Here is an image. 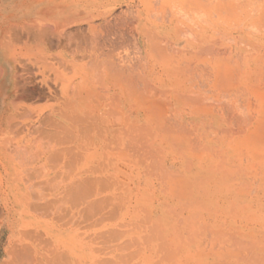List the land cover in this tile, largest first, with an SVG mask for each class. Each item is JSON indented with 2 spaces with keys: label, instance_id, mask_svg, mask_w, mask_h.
<instances>
[{
  "label": "rangeland",
  "instance_id": "obj_1",
  "mask_svg": "<svg viewBox=\"0 0 264 264\" xmlns=\"http://www.w3.org/2000/svg\"><path fill=\"white\" fill-rule=\"evenodd\" d=\"M38 1L39 0H0V44H1L0 45V71H1L0 72V103H2V105L4 103H6L5 102L6 99L4 98L5 95L3 94L4 93L3 74H4L6 68L9 69L11 67V68L17 69L18 71L19 70L21 71V66L22 67L24 66L27 69H29L30 72H36L37 73L40 70L47 77L46 78L47 81L42 82L41 81V73L39 71V73H37V76H35L33 78V80H34L33 82H35V86H37V89H40L41 92L43 93V95L45 94L43 99L41 98L38 101L35 100L36 102L34 101L33 103H32L33 100L32 101L27 100V102L25 101L26 103L24 102L25 105H24V103H22L23 105H18V107L13 106L14 108L13 107L11 108V105H8L5 107V109L0 110V171L2 170L0 172V178L4 177L3 178L4 180L2 182L0 181L1 182L0 187L1 186L4 187L7 184H10L13 186L14 183H16V179H13L16 174L13 175V173H17V172L18 173L21 172L20 174L17 173L18 179L21 178V179H23V182L24 181L28 182V180L30 178L28 177L29 175L27 172L31 170V171H34L37 173V174H35L36 178L34 177V179H31L35 182V184L37 182H39V183L41 182V184H45L44 186H46V184H47L46 181L49 182L48 183L49 185L47 184V186H49V187H47V189H45L46 187H43V188L41 187L39 189L41 192H43L47 196L49 195V193H50V196H53L55 193V195H54L55 197L56 196L58 197V195H59L62 198L64 196V195L62 196V194H63L62 190L64 188L63 185L65 184L66 181H69L71 178L73 179L77 175V173L74 174L68 168H65L68 165V162L70 160L69 157L72 155V154H69L68 152L66 153V149L69 148L70 146L73 147L74 145L71 142L64 141L63 140L64 139L63 134H61L60 136L59 135L53 136V133H54L52 131L53 128H50V127H52L51 126L52 121H50V120L53 119V116L51 115L52 111H50V109L53 107L51 109V110H53L56 107L57 101L55 99H52V98H54V97H51L52 94L49 95L48 87L52 91H54L55 93H58V88H57L58 86H55L53 83V81H54L52 78V75L54 77V74L52 73L53 70L51 71L47 68L41 69L40 68L41 65L39 66L38 63L36 62L37 60L35 58H37V55H36L35 50L33 48L35 42H33V44L31 45V44H29L30 42H28V43L26 42V41H28V39H29V41H31L30 38L26 39V37L24 35L19 37V35L15 34V32L19 33V31L21 30L20 28H17L16 26L19 27L21 25V27H22L23 23L26 24V22H28V21L31 22V21H33L34 18L39 17L40 14L38 12V4H37ZM54 1L59 2L60 0H53L52 2H54ZM69 1H73V0H69ZM74 1L79 3L77 5H80V7H78V6L75 7L78 10L76 9L77 11L73 14V17L75 18V20L73 21L74 23L72 24V22H70L71 25L65 27V29H64V31H66V33L70 34V36H71V37L69 36L71 48H73V46H75V43H77V45L78 44L80 45L79 49H77V50L75 49L76 51L68 50L66 52V54L64 53L66 55L67 59L69 60V70L68 71H69V74L71 76V79H73V76H74V78L78 77V75H77L78 70L74 71L72 69L71 65L77 66L78 62H80V63L82 62L81 64L84 65L83 69H85L88 72V71H91L93 69L94 59L92 57L94 56L95 59L97 57L95 55L96 53L92 52L90 50V43H92V42H90L91 36H90V31L87 32V30H86L87 29L86 26H87L88 22H90V21L92 22L94 20L95 23H100L103 20L105 21V19L106 20L112 19L111 21H113L112 24H114V26H112V24L107 26L105 24V25H100V27H99L100 38L98 37V45H99L100 50L103 51V54L98 56V59H97L98 62L99 61L101 62V60H103V61L107 60V59L109 60V58H110V60L117 61L116 63H118V66L119 65L120 66L125 65V64L127 66L129 65V67L131 68L130 72L132 71L134 73L132 75L137 76V77L139 76V78H141L145 82H147V83L149 82V84H150L149 87L152 90L165 89V91L166 92L168 91V93L171 91L173 93H175L177 95L176 98L181 105L182 111L187 112V113L194 112V111H196L198 113L200 112L198 118H195V120L198 119L200 121V125H199L200 130L202 132H204L203 134H207V136L210 135L209 137L216 140V142L210 143V145L211 144L213 145L212 147H210V150L213 147L218 148L219 145L221 146L219 149L222 151H221V153L219 151V155H222L223 158L220 159V157L218 156V152H217L219 149L218 150L216 149L217 150L216 151L217 153H215L216 154L215 155L216 162L219 163L220 165H223V163H224L223 161H225L224 158H229V157L235 156L236 154H237V156L241 155V160H242L241 164H239L238 161L235 164H238L237 167L238 168L241 167V169L244 170L243 175L240 178H238L240 181L236 182V179H234V183L235 182L236 183H235V185H232V187L234 186L233 188L237 187V183H238V187L240 186L239 188L237 187V189H234L237 194H233V189H232V187H230L231 186V183H230V184H228L229 186H227V184L226 185H224V184L220 185V186H222V188L220 189V192H217V193H220L223 197H221L220 195H218L217 197L215 196L216 198L212 197V196L210 197L209 196V193H210L209 188H212V187H211V185L209 186L208 184L203 183L201 185V189L199 190L200 195L196 196L194 194V196H193V195H191L192 191L190 192V190L192 189L191 183H189L190 181L185 182V183L182 182V183L178 184L175 180H173V175H171L170 173L169 174L166 173V170H171L170 166H168V169H166L165 167L162 166L163 161H166V159H169L172 156H174L176 158L175 155L182 154V152L181 153L179 152V150H180L179 147H178L179 150L175 146H173V148L172 147H170V148L166 147V148H164L165 150H161V151L157 152L152 157L151 156L148 157L146 155L147 156V158L145 157L146 163L147 164L150 163L149 166L154 164L152 167L153 168L156 167V169H153L154 174L152 176L153 179L150 180L151 185H154L155 183L158 184L159 180L157 179V177L161 176V175H165V179L163 182V189H162L164 192L162 191V194L165 195L167 193V198L165 197L163 199L162 198L160 199V201L162 200V202L165 200L164 205L162 206V209H161L162 213H160V215H159V213L156 214V217L159 215V217L161 216V219L160 220L159 219H156V220L153 219L152 222L149 223L150 225L148 224L149 226H151L152 229H154L153 232H155L154 233L155 235H152L153 234L151 231L152 229H150V228L148 230L146 229L148 227V225H145L144 227H142V225H141V227L144 229H142L141 227H139V229H136L137 226H135V224L137 222H139L140 224H144L145 222H147L146 219H148V216L146 215V211H144V210H141V212L139 211V212L131 214V215L126 214V213H121V214L117 215V217L115 216V219L118 220L117 222H119V223H117V225H115L117 228L115 226H113L112 229L110 228L108 230H105L104 228H102L101 224L94 226L93 225L94 223H91L90 220L93 218L92 215H95L94 216L95 219L97 218L98 215H96V212H93V214L89 213L88 216H90V218H89L90 220L88 219L89 222H88V231H87V259H89V260H87L86 264H91L92 262L95 264L96 263L99 264L102 261L104 263H101V264H110L111 262H112V264H116V263L117 264H136V263L147 264V263H145L146 261L147 262L151 261L148 264H154V262H156V259L161 260V262L160 261H158V262L162 263V264H165V260H166V264H168V263L170 264L171 262L173 263V260H174L173 264H194L195 262L200 260V258H201V261H203V262L198 261L199 264H219V262L221 264H230V262L228 260L230 259L231 263H232L233 261H236L235 258L237 256L239 257V259H237V261L240 262L241 264H244L245 258H247L246 259L247 262L245 264H247V263H249V264H264V252H263L264 251V232H263L264 231V224H263L264 223V22L260 23L259 26L258 25L254 26V25L248 24L249 25V26L247 25L248 27L246 25H239V26L236 25L237 26L236 27V26H234L235 24H228V23L223 22L221 19H219V16H221V11H223L225 0H213V1L212 0H188L189 3H191V4H189V7H192V8L186 7V8H188L186 11H183V9L180 8V0H74ZM226 1H232V0H226ZM249 1H252V0H249ZM249 1H248V3H249ZM262 1L263 0H258L259 7H260V4L262 3ZM221 2H223V3H221ZM256 2H257L256 0L252 2V4L254 3L253 6H255V7H253L252 5L250 6V4H248V3L246 4L247 6H245L246 9H249V11H247V12H249V13L251 12V15L254 13H256V14L258 13L257 12L258 9H256L258 6V3H256ZM172 4L175 6H178V7H175ZM248 5H249V8H248ZM254 8H255V10H254ZM262 9L264 11V8H261V9L259 8V14H257V16H259L260 19H262V18L264 19V17H263L264 15L262 16L263 12H261ZM251 10L254 12H252ZM104 16H105V18L102 20V18ZM187 17H189V18H187ZM122 19L123 20L125 19V20L122 22ZM138 19H140V20L138 21ZM126 20L128 22L129 21L131 22V24H132V25H130L131 27L139 24L137 27V31L136 30L134 31V29H136L134 27L129 28L130 22L128 23ZM211 20L213 22H211ZM201 21L204 23H202ZM209 21L213 24H211ZM262 21H264V20H262ZM124 22H126L129 27H126V24ZM216 22L217 23L219 22V23L217 24ZM136 23H138V24H136ZM9 25H12V26L10 27ZM138 34H139V38L137 37ZM13 39H15V41ZM20 39H21V41H20ZM3 41H4V43L7 41L6 43L10 44V46L7 47L8 49L5 48L6 43L4 45ZM138 41H139V43H138ZM31 43H32V41H31ZM26 44H29V45H26ZM158 45H160V46H158ZM2 46H4V47H2ZM27 46H30V47H27ZM28 48H30L29 52H28ZM32 48H33V50H32ZM81 48H82V50H81ZM31 51L35 53L34 56H33V53H30ZM58 51L59 50H53L52 52H50V58L51 59H49V60H52V58H53L52 61L54 63H56V59H54V58L60 54V53L56 54V52H58ZM13 52H15V53H13ZM59 52H61V51H59ZM53 53H54V55H52ZM10 56L13 57V62L10 63V67H9V65L7 64L6 58L10 59ZM15 56H18V57H15ZM74 56H76V57H74ZM12 57H11V59H12ZM30 58H32V60H30ZM74 59L75 60L77 59V60L73 61ZM191 59H193V60H191ZM28 60L32 61V62L30 63ZM97 60L95 61L96 63H97ZM179 60H180V63H179ZM124 61H126V62H124ZM32 63H34V64H32ZM35 64H36V66H35ZM78 66H79V64H78ZM230 69L233 70L235 73L237 71L241 72V74H239L237 72V75H235L234 72H232V71L231 72L234 75H231L230 72L226 73V71H229ZM76 72H77V74H75ZM238 74L241 75V80H240V77L238 76ZM196 76H198V77H196ZM49 78H50V80H49ZM180 78L182 79L181 82H179ZM48 80H49V82H48ZM232 80L234 82L235 81L238 82L240 84V87H241V88H239L241 93H239V91H238V93L240 95H236L237 93H234L237 97H235V95L233 94L232 88H235L239 84L236 85V83H233ZM186 81H187V83H188V81H192L190 86L189 87L187 86L188 88L185 86ZM232 83L234 84V85H232L233 87L230 85ZM136 84L139 88L143 87L142 83L139 84V80H137ZM167 84L172 86V89L167 90ZM226 84H227V86H226ZM192 85H194V86H192ZM97 88H99V87H97ZM228 88H231V90H229ZM236 88H238V87H236ZM99 89L98 90L95 89L94 91L99 92V94H100L101 87ZM226 89H228V90H226ZM233 90L237 92V90H235V89H233ZM224 92L227 94H224ZM229 94H230V97H229ZM231 97L233 98V100ZM156 98L162 104L163 110L166 111L169 109L170 104H171L170 101H169L170 103H168V100H170L169 96L167 99V97L164 94H160V96L158 95V96H156ZM189 100H193V102H192L193 106L192 107L188 106ZM228 100H229L230 104L227 103ZM178 101H177V103H178ZM30 102H31V104H33V106H30ZM235 102H237L238 104ZM27 104H29V105H27ZM225 104H226V106H224ZM164 105L165 106L167 105L168 107L167 106L165 107ZM237 107H238V109H236ZM16 108H18V109H16ZM34 108H37V109H34ZM26 109L28 111H26ZM22 111H23V113H22ZM48 111H50L51 113ZM229 111L231 112L232 116L235 115L236 118L237 119L240 118V120L238 119L239 120L238 122L236 120L235 121L236 123H235L233 121L235 118L232 116H229V114H230ZM235 111H236V113H235ZM33 112H34V114H33ZM20 113H22L23 115ZM240 113H242V114H240ZM42 115H43V117H42ZM46 115H48V116L44 117ZM29 116H31V117H29ZM178 116H180V115H178ZM178 116H176L175 119H171L175 122V124L170 126V128L172 129L171 131L173 132L171 134V135H173L172 136L173 138L178 137V136H183L182 134L189 133V127L187 126V124L184 121L179 122L180 118ZM187 116H186V118H189ZM226 116L228 119H230V118L231 119L230 120L226 119ZM8 117L11 121L8 119ZM205 117L208 120V122L205 120ZM223 117L226 120H224ZM246 117H247V119H246ZM6 118H7V120H6ZM43 118L45 119L44 121H43ZM48 118H49V120H48ZM38 119H40L41 122ZM169 121L170 120L167 121L168 123L166 122L167 123L166 125L169 124ZM221 121H224L225 123H226V121H229V122L226 123V125L222 126L220 124ZM9 122H11V123H9ZM229 123H231V125ZM209 124H211L212 126ZM35 125L37 126V128ZM215 125H221L222 128H221V126H220V128L223 130L225 128H228L229 130L227 131V133H225V131L227 129L224 132L216 131V134H215L214 131H212L214 129L213 126H215ZM240 125H241V128H239ZM146 126H145L146 130L150 129L149 131H147L148 133H150V136H157V135L159 136V133L156 131V129H159V127H157L156 124L148 125L149 128H148V126L147 127ZM229 126H231V127H229ZM165 127H167V126H165ZM232 127H234V128H232ZM144 133H145V131H142L141 135L143 136ZM148 133L147 134L145 133V137L149 136ZM151 133H152V135H151ZM195 140H196V138H195ZM32 142H33V144H32ZM37 142L38 143L40 142V144H38ZM195 142L196 141H194L193 144H195L196 148H198L201 144L197 145L198 142L197 143H195ZM27 143H28V145H27ZM62 144H64V146ZM16 146H18L19 148H17ZM33 146H34V148H33ZM35 146H37V147L35 148ZM201 147H202V151L207 152L208 148L205 149L204 144L199 147L200 150H201ZM55 148H58V149H55ZM240 148H242V149H240ZM47 149H49L50 151ZM32 150H33V153H32ZM42 150H45V151H42ZM75 151H76V148H73V152H75ZM212 151H211V153L213 154L214 152H212ZM223 151H224V153H223ZM238 151H240V152H238ZM27 152L29 153L28 156L26 155ZM200 153H202V152H200ZM7 154H9V155H7ZM8 159H11L10 162H12L14 164L13 167H11V166H8V168L6 167ZM16 160H17V162H16ZM219 160H222V161L220 162ZM185 161H189V160L186 159ZM2 162H3V164L1 166ZM151 162H152V164H151ZM136 164H138V163H136ZM35 167H37V168H35ZM138 169H139L138 165L133 166V169L131 170V174H132L133 178H134L135 172H137ZM221 169L223 170V168H221ZM221 169H219V170H221ZM14 170H16V171L14 172ZM78 170H79V168H78ZM186 174H188V172ZM155 176H157V177H155ZM11 177H13L12 180H11ZM61 179L65 180V181L63 180L64 181L63 184H62L63 181L60 182ZM254 179H255V181H254ZM256 179H258V180L256 181ZM110 180H112V179H110ZM252 180H253V183H252ZM234 183H232V184H234ZM98 185L99 184H97L96 186L98 187ZM179 185H181L180 186L181 188L184 186L182 188V190L179 187ZM186 185H188V187ZM245 185H247V186H245ZM255 185L257 186V188H255L256 187ZM52 186H53V188H55L54 191H52L53 190ZM101 187L102 186L100 185V188ZM224 187H226V188L224 189ZM230 188L232 189V191L229 190ZM184 189H185V193H190V194H187V195H189V198L187 195H186V198H177V199L175 197H173V195H172V197L170 196V194L173 190L174 191L177 190L179 192V190L184 191ZM203 189L205 190V192ZM48 190H50L51 192ZM57 190L60 192L62 191V192L61 193L57 192ZM100 190H102V189H99L97 191L100 192ZM228 191H231L232 195H234V196L229 197L226 195L227 197H225V192L227 194ZM119 192H121V194ZM101 193L103 195L104 191H102ZM117 193H119L120 196H123V194H126V195L128 194L124 191H118ZM231 193H228V194L231 195ZM249 194H251V196ZM252 194L254 195V199L257 203L255 201H253L254 199H253ZM243 195H245V196H243ZM247 195L249 197H247ZM257 195H259V196H257ZM195 196L197 198H195ZM237 198H239V199H237ZM194 199H195L196 203L193 202ZM1 201L2 200H0V203H1ZM229 201H232V202L229 203ZM252 201L255 203H253ZM144 202L143 203L139 202V206H141L142 208H145V210L148 207L151 209L153 205L155 207L157 205V202L155 200L152 203L153 205L151 204L152 206L149 203H148V205H146L147 202L146 203H144ZM191 202H193V203H191ZM244 202H245V204H244ZM184 203L188 204L187 207L185 206ZM189 203H191V204H189ZM169 204L174 208L170 207ZM199 204H202V206H200ZM227 204L229 207H233V208H230L231 209L230 210L229 207L227 206ZM230 204L232 206H230ZM242 204H244V205L242 206ZM189 206H190V208H189ZM250 206L252 209H250ZM59 207L60 206H58L57 210L64 208L63 206H61L60 208ZM159 207H161V206L159 205ZM179 207L181 209L185 207L184 208L185 210L184 209L180 210ZM194 207H197L198 209H200L198 211L196 210L197 212L200 213V215H199L200 217L198 216L199 218L197 217L198 213L195 211V213H197L195 215V213L193 212L195 209H197ZM188 208H189V211H188ZM150 209H148L147 211H150ZM165 210H168V211H165ZM210 210H212V212L214 211L213 212L214 216H212V217H211L212 213L209 214ZM173 211L175 212V214H177V216L173 215L174 213L172 214ZM176 211H177V213H176ZM178 211H181V212L178 213ZM190 211H192V212H190ZM189 212L191 213V215L194 213L195 217L200 219V222L197 218H191V215H189V218H188L187 215ZM230 212L233 214H231ZM239 212H240V216H239ZM225 213H226V215H225ZM242 213H243L244 217H242L243 215L241 216ZM0 214H1V210H0ZM237 214H238V216H237ZM254 214H256V215H254ZM194 215H192V216L194 217ZM201 215H203V216L201 217ZM215 215H217L220 218L221 217H223V218L219 219ZM184 216H185V218L187 217L188 219H185ZM224 216H226V218ZM234 216L237 218H235ZM206 217H207V220H206ZM208 217H210V218H208ZM149 218H153V217L149 216ZM256 218H258L259 220ZM209 219L212 221H210ZM116 220H115V222H116ZM194 220H197V223ZM217 220H219V221H217ZM225 220H226V222L224 223ZM92 221L94 222V220H92ZM126 222H128V223L130 222L131 225H132V222L135 224H133L132 229H130L131 225H129V224L127 226L124 225V223H126ZM192 222H194L193 225H192ZM201 222H204L205 226H208L207 224H209V226L210 225L211 226L209 228L206 227L207 228L206 230L203 228L205 230L204 231L202 229V227H200V226L204 227V223H201ZM217 222H221V223H217ZM160 223H162V224H160ZM187 223H188V226H187ZM199 223H201V224H199ZM231 223L233 225H231ZM119 224H120V226H119ZM262 224H263V227L261 226ZM122 225H124V227ZM221 225H223L224 228H222ZM232 226H233V229H232ZM239 226H240V228H237ZM219 227H221L222 229H225V230H223L224 232L220 233L222 231V229ZM166 228H167V230H166ZM210 228L211 229L215 228L216 230L219 228V230H221V231L218 230L220 234L219 235H218V233L213 234L215 231L212 232L211 230H208ZM101 229L103 230V232L101 231ZM114 229H116V230H114ZM117 229L119 230L118 232H117ZM125 229H126V231H125ZM155 229H156V231H155ZM199 229L203 230L202 232L204 234H207V235H205L206 237L207 236L213 237L215 235L214 237L217 238V239H215L216 242L213 243V244H215V243L217 244V245H214L215 249H214V247L212 249H210V248L208 249V247H212V245H213L212 242L214 241V237L213 238L203 237L204 234L203 233L199 234V232H201ZM227 229H228V231H227L228 233L230 231L231 236H232V234L233 235L235 234V238L239 239V241L243 243L242 247H243L244 251H243V249L241 250V249L236 248L238 246L237 244H235L236 247L233 246L234 243H238L240 245L238 240L233 243L232 238H230V236L229 237L227 236L228 239H225L226 235H228V233L226 232ZM237 229H239V230H237ZM246 229H247V231H246ZM250 229L252 230V233H251ZM232 230H233V233H232ZM240 230H241L240 234L243 237L240 236L239 233L234 232V231H240ZM111 231H114L115 233H110ZM161 231H162V233H160ZM192 231H194V232H192ZM209 231H211V232H209ZM253 231H254V233H253ZM101 232L102 233L105 232L107 234H110L111 237L109 236V239L104 238V237H106V234L104 233L102 235ZM185 232L188 234H186ZM117 233L122 234V235H119ZM194 233L197 235H195ZM146 234H147V236H145ZM149 234L151 235V237ZM157 234H159L158 236H161L164 239L163 242H167L169 246H167L166 243H163L162 239L156 236ZM161 234H163V235H161ZM248 234H250L251 237H253V235H254V237L255 236L256 237L253 238V240H252V238L250 236L247 237ZM148 235L150 238L148 237ZM95 236L98 237V239ZM119 236H121V237H119ZM152 236H154V238ZM94 237H95V239H94ZM144 237L145 238L147 237V239L149 238L148 241L146 240L147 242L145 241ZM99 238L101 239V241H99L100 240ZM111 238H112V240L115 238L114 239L115 241L111 240L112 243L109 242V240ZM131 238H135L137 240L135 241L133 239V241H132ZM167 238H169L170 240ZM190 238H192V239L190 240ZM203 238H204V240H203ZM218 238L219 239L222 238V239L219 240ZM257 238H259V239L257 240ZM207 239H208V241H207ZM223 239H225L224 240L225 242L227 240L226 247L224 246L225 243L223 242ZM247 239L248 240L251 239L252 241H255V243H257L256 249H255V246L251 247L252 245H254L253 244L254 242L251 245V244H249L251 242V240H249V242H247ZM106 240H108V241H106ZM245 240H246V243L249 244V247L246 246V247H248V250L252 248V251H253V248H254L255 251L252 252L253 254H256L257 250H258L257 255H255L254 257H252L253 254L249 253L250 250L248 252L245 250V247H244ZM137 241H139V243H138L139 247L137 245ZM160 241L166 247H168V249L166 248L167 250L165 248H162V247H161L162 249L157 248L158 244L161 245ZM209 241L210 242L212 241V242L210 243ZM142 242H144V243H142ZM120 243L122 244L121 245L122 248L119 247V249H121V250L116 249ZM145 243L147 244L146 246H145ZM175 243L177 245V251L179 250L180 252L178 251L179 253L172 254V253L176 252L175 251L176 250L175 249V247H176ZM206 243L208 245L206 247L207 249L205 248L206 245H203ZM219 243H221L223 246ZM230 243H232V244H230ZM163 244L161 246H163ZM123 245H126L127 247L129 246V248L126 249L127 247H125ZM230 245H232V246H230ZM171 246H173V247H171ZM217 246H219V247L217 248ZM220 247H223V249L222 248L220 249ZM169 248H172V250H174V252L168 253L171 250V249L169 250ZM224 248H225V250H224ZM237 249H238V252L240 250L242 251V255L238 254V252L236 251ZM207 250H208V252L205 253ZM160 251L162 253H166V252L167 253L161 254ZM202 251H204V252H202ZM217 251L220 252L219 253L220 255H218ZM245 251H246V253H249V254H246ZM124 252L125 253L127 252V254L130 257L126 256L127 254H125ZM228 252H229V254H228ZM243 252H244V255H243ZM117 253H118V256L116 257ZM155 253L158 255V258H157V255H155ZM185 253H186V255H184ZM211 253H213L214 255ZM119 254H120V256H119ZM159 254L163 255V256H160ZM178 254H180L179 259H178ZM182 255H184V256H182ZM207 255L210 257V259ZM212 255H213V257H212ZM245 255L246 256L248 255V257H246ZM250 255L252 258H250ZM225 256L228 258L230 256V258L229 259L227 258L228 260H226V259H224V258H226ZM231 256H233V257H231ZM244 256H245V258H244ZM100 257L102 259H100ZM118 257L121 259H119ZM189 257H190V259H189ZM198 257H199V259H198ZM170 258L172 261H170ZM175 258H176V260H175ZM187 258H188V260H187ZM204 258H205V260H204ZM103 259L105 261L107 260L110 262L105 263V261ZM241 259H242V261L243 260L244 261L242 262ZM167 260H169L170 262L169 261L167 262ZM190 260H193V261H191L192 263H188V261H190ZM162 261H164V262H162ZM238 262L237 263L233 262V263L240 264ZM159 263H157V264H159ZM198 263H195V264H198Z\"/></svg>",
  "mask_w": 264,
  "mask_h": 264
},
{
  "label": "bare ground",
  "instance_id": "obj_2",
  "mask_svg": "<svg viewBox=\"0 0 264 264\" xmlns=\"http://www.w3.org/2000/svg\"><path fill=\"white\" fill-rule=\"evenodd\" d=\"M52 1L53 0H42V1L39 0L37 2V4H38V12L40 14L39 17L34 18L33 21H31V22H29V21L26 22L25 21L26 24L25 23H23V24L21 23L22 24V27H21V25L18 27V26H16L14 24L17 28H20L21 29L19 31V33L15 32V34L16 35H19V37L24 35L26 37V39L30 38V40L32 41V43H31V41H29V39L26 42L27 43L30 42L29 44H31V45L33 44V42H35L33 48H34L35 53L37 55V58H35L37 60L36 62L38 63L39 66L41 65L40 66L41 69L42 68L43 69L47 68V69H49L51 71L53 70L52 71V73L54 74V77L52 75V78L54 80L53 83H54L55 86H58L57 87L58 88V93H55L54 91H52L47 86L48 87V91H49V95L52 94L51 97H54L52 99H55L57 101V105L55 107L56 109L54 108L55 110L53 109L54 110L53 111V110H51L53 108L52 107L51 109L49 108L50 111H52V113L50 111H48L53 116V119L50 120V121H52L51 122V126L52 127H50V128H53L52 129V131L54 132L53 133V136L54 135H59L60 136L61 134H63V136H64V139L63 140L66 141V142H71L74 145L73 147L70 146L67 149L65 148L66 149V153L68 152L69 154H72V156H74V157L76 156V159L77 158L79 159V158L82 157L81 158L82 160L80 159L82 162L80 161L81 163L78 166L79 170H78V172H76L77 175L73 178V181H71L72 179L69 180L68 181V185L66 184V186H65V184H64L63 187L65 186V188H66L67 186H70L71 185L70 188L72 187L71 188L72 190H70L71 192H69V197L72 194L71 197L73 199H75L74 197H76V195H75L76 192L75 191H74V195H73V190H74L73 188H75V187H77L78 190H80V189L82 190L81 191V194L86 193L85 194L86 200H84V202H86L85 204L87 206V212H86L87 215L89 213L93 214V212H96V215H98L96 219L94 218L95 215H92L93 218L91 220L89 219L90 216H86V219L88 218L91 221V223H94L93 224L94 226L101 224L102 228H104L105 230H108L110 228L112 229L113 226H115V225H117V223H119V222H117L118 220L115 219V216L117 217V215H119L121 213H126V214H130L131 215V214L137 213L139 211L141 212V210L146 211V215L148 216V219H146L147 222H145L144 224H140L139 222H137L135 224V223L132 222V225L135 224V226H137L136 229H139V227H141V225H142V227H144L145 225H148L150 222H152L153 219H155V220L156 219H159L160 220L161 219V216L159 217V215H160V213H162V210L161 209H162V206L164 205V201H165L164 200L162 202V200L160 201V199L161 198L163 199L165 197L167 198V193L165 195L162 194V191H163L162 190L163 189V182H164V179H165V175H161V176H158V177L155 176L159 180L158 181V184L155 183L154 185H151L150 180L153 179V177H152L153 174H154L153 173V169H156V167L155 168L152 167L154 164L151 165V166H149L150 163L147 164L145 160H146L147 156L148 157L149 156L152 157L157 152H159L161 150H165L164 148H166V147L167 148L168 147L169 148L170 147L173 148V146H175L177 149L179 147L180 150L179 149L178 150H179L180 153L182 152V154L175 155L176 158L174 156H172L171 158L166 159V161H163V165L162 166L165 167L166 169H168V166H170L171 170H166V173L167 174L170 173L171 175H173V180H175L178 184L179 183H182V182L185 183V182L190 181L189 183H191V186H192V187L190 186L192 188L190 190V192L192 191L191 192V195H193V196H194V194L196 196H199L200 195V191L199 190L201 189V185L203 183H205V184H208L209 186L211 185V187H212V188H209L210 189L209 190V192H210L209 193V196L210 197L211 196L212 197H215V196L217 197L218 195H220L221 197H223L220 193H217V192H220V189L222 188V186H220V185H222V184L226 185L227 184V186H229L228 184L231 183V186L230 187H232V185H235L236 182L240 181L238 178H240L243 175V171L244 170L241 169V167L238 168L237 167L238 164H235V163L238 161L239 164H241V162H242L241 155H239L240 156L239 157L236 154L235 155L236 157L235 156H232V157H229V158H224L225 161H223L224 163L222 162L223 165H220L219 163L216 162V160H215V158H216L215 155L216 154L215 153L218 152V156L220 157V159L223 158L222 155H219V151H220V153L222 151V150L219 149L221 146L219 145L218 148L213 147L210 150V147L213 146L212 144L210 145V143H212V142L214 143V142H216V140H214L213 138L209 137L210 135L207 136V134H203L204 132H202L200 130V128H199L200 123L198 124V122H200V121L197 122L196 120H198V119L195 120V118H198L200 112L198 113V112L194 111V112L187 113V112L182 111L181 110V105H180L179 101L177 100V98H176L177 95L175 93H173L172 91L168 93V91L166 92L165 89H162L163 91L160 90V89L159 90H152L149 87V85H150L149 82L148 83L145 82L144 80H142L141 78H139V76L137 77V76L132 75L134 73L132 71H131L132 73L130 72L131 68L129 67V65L127 66L125 64V65H121V66L119 65L118 66V63H116L117 61L110 60V58H109V60L108 59L107 60H104V61L101 60V62L100 61L98 62V60H97L98 59V56H100V55L103 54V51L100 50L99 45H98V37L100 38V36H99V33H100L99 27H100V25H105V24L107 26L111 25L113 23V21H111L112 19L111 20H106L105 19V21H104L103 20L105 18V16H104L102 18L103 21L100 22V23H95L94 20L92 22L91 21L88 22V24L86 26L87 27L86 30H87V32L90 31V36H91L90 37V42H92V43H90V50L92 52H95L96 54L95 53L94 54L97 57H96V59L94 58V56L92 57L94 59V61H93V69L91 71H88V72L85 69H83V66L84 65L81 64L82 62L80 63V62L77 61L78 64H79V66H78V64H77V66H73V65L70 64L71 67H72V69L74 71L75 70L76 71L78 70V74H77V72L75 73V74L78 75V77H75L74 78V76H73V79H71V76H70L69 71H68L69 70V60L67 59V57H66L65 54H66V52L68 50H70V51H72V50L73 51H76L77 49L80 48V45L79 44L77 45V43H75V46H73V48H71V43L69 41L70 40V38H69L70 34H67L66 31H64V29H65V27L71 25L70 22H72V24L74 23L73 21L75 20V18L73 17V14L78 10L75 7H77V6L80 7V5H77L79 3L75 2L74 0L73 1L60 0L59 2H57V1L52 2ZM234 1L235 0H232V1H226L225 0L224 7L222 6L223 7V11H221V16H219V19H221L223 22L228 23V24H235L234 26H236V25H238V26L239 25H246L247 26L248 24L254 25V26L255 25H258L259 26L260 23H263L264 22V21H262V20H264L263 18L260 19L259 16H257V14H259V8L260 9L261 8H264V0L260 4V7H259L258 0H256L257 1L256 3H258V6L256 8V9H258V11H257L258 13L257 14L254 13L252 15H251V12L250 13L247 12V11H249V9H246V7H245V6H247L246 4L248 3L249 0H236L235 2ZM253 1H255V0L249 1L248 4H250V6L251 5L253 6V4H254V3L252 4ZM221 3H223V2H221ZM189 4H191V3H189L188 0H180V8H182L183 11H186L188 9L186 7H189ZM173 6H175V5H173ZM175 7H178V6H175ZM253 7H255V6H253ZM189 8H192V7H189ZM248 8H249V5H248ZM254 10H255V8H254ZM252 12H254V11H252ZM261 12L264 13L263 9H262ZM263 13H262V16L264 15ZM187 18H189V17H187ZM124 20L122 19V22ZM139 20L140 19H138V21ZM211 22H213V21L211 20ZM124 23L126 24V27H129L130 25H132L131 22H130L129 26H128V24L126 22H124ZM202 23H204V22H202ZM136 24H138V23H136ZM211 24H213V23H211ZM138 25H134L133 26L134 28H136V29H134V31L135 30L137 31ZM9 26L11 27L12 25H9ZM112 26H114V24H112ZM133 27L130 26L129 28H133ZM137 37L139 38V34H138ZM13 40L15 41V39H13ZM20 41H21V39H20ZM139 41H138V43H139ZM3 43H4V41H3ZM5 43H4V45H5ZM29 44H26V45H29ZM8 46H10V44L9 43H6L5 48H7ZM158 46H160V45H158ZM2 47H4V46H2ZM27 47H30V46H27ZM33 48H32V50H33ZM29 50H30V48H28V52H29ZM53 50H59V51H61V52H59V51L56 52V54H59L60 53L59 55H57V57L54 58V59H56V63H54L52 61L53 58H52V60H49V59H51L50 58V52H52ZM81 50H82V48H81ZM15 52H13V53H15ZM30 53H33V56L35 55V53L32 52V51ZM52 55H54V53ZM11 57L12 56H10V59L9 58L8 59L6 58V61H7V64L9 65V67H10V63L13 62V57H12V59H11ZM15 57H18V56H15ZM74 57H76V56H74ZM30 60H32V58H30ZM76 60L74 59L73 61H76ZM96 60H97V63L95 62ZM191 60H193V59H191ZM29 62L31 63L32 61H29ZM124 62H126V61H124ZM34 63H32V64H34ZM179 63H180V60H179ZM35 66H36V64H35ZM39 71L37 73H39ZM231 71L234 72L233 70L230 69L229 71H226V73H229L230 72L231 75H234V74L237 75V72H238L237 70H236L237 72L236 73L234 72V74ZM37 73L36 72H30L29 69H27L24 66L23 67L21 66V71L20 70L18 71L17 69H14V68H11V67L9 69H7V68L5 69V72L3 74V79H4V82H3L4 93L3 94L5 95L4 98L6 99V101H5L6 103H4L5 107L8 106V105H11V108L13 106L18 107V105H23L22 103H24L25 101L27 102V100H29V101H32L33 100L32 101V103H33L35 100L38 101L41 98L43 99V97H44L45 94L43 95V93L41 92V90L40 89H37V86H35V82H33L34 81L33 78L35 76H37ZM40 73H41V81L42 82L47 81L46 80L47 77L43 74V72L40 71ZM238 73L241 74V72H238ZM239 74H238V76L240 77V80H241V75H239ZM49 80H50V78H49ZM49 80H48V82H49ZM137 80H139V84L142 83V85H143L142 88H139L137 86V84H136L137 83ZM233 83H236V85L239 84L236 81L235 82L233 81ZM233 83L230 84V85L231 86L234 85ZM226 86H227V84H226ZM97 87H99V88L101 87L100 94H99V92L94 91L95 89H97V90L99 89ZM236 87H238V88H236ZM236 87L235 88H232L233 94L234 93H237L236 95H240L239 94V93H241L240 92V89H239V88H241L240 87V84L237 85ZM231 88H228V89L231 90ZM228 89H226V90H228ZM233 89L237 90V92L234 91ZM238 91H239V93H238ZM225 92H224V94H227ZM160 94H164L167 97V99H168V96H169V99L170 100H168V103L171 102V104H170V107L171 108L170 107H169V109L167 108L168 110H166V111L163 110L162 104L156 98V96H158V95L160 96ZM236 95H235V97H237ZM229 97H230V94H229ZM232 100H233V98H232ZM177 101H178V103H177ZM25 103H24V105H25ZM227 103L230 104L229 100H228ZM235 103H237V102H235ZM27 105H29V104H27ZM30 106H33V104H31V102H30ZM224 106H226V104ZM16 109H18V108H16ZM34 109H37V108H34ZM236 109H238V107ZM26 111H28V110L26 109ZM22 113H23V111H22ZM22 113H20V114H22ZM229 113L231 114L230 111H229ZM235 113H236V111H235ZM33 114H34V112H33ZM230 114H229V116H232V114L231 115ZM240 114H242V113H240ZM178 115H180V116H178ZM47 116L48 115H46L44 117H47ZM176 116H178L180 118V121L179 122L184 121L187 124V126L189 127V133L182 134L183 136H178V137H174L173 138L172 137L173 135H171L173 133L171 131L172 129L170 128L169 125H166V124L168 123L167 122L168 120L175 119ZM186 116L189 117V118H186ZM29 117H31V116H29ZM42 117H43V115H42ZM232 117L235 118V119L233 118L234 120L232 119L234 122L236 120H237V122L240 120V118H238L239 119L238 120L235 115L232 116ZM8 119H9V117H8ZM226 119H228L227 116H226ZM226 119L224 118V120H226ZM230 119H228V120H230ZM246 119H247V117H246ZM6 120H7V118H6ZM38 120L41 122L40 119H38ZM44 120L45 119L43 118V121ZM48 120H49V118H48ZM205 120L208 122V120L206 119V117H205ZM228 122L229 121H226V123H228ZM9 123H11V122H9ZM169 123H170V121H169ZM226 123L224 121H221L220 122V124L222 126L223 125H226ZM154 124H156L157 127H159V129H156V131L159 133V136L158 135L157 136H150V133L147 132L150 129L149 130H146V128H145L146 125L148 126V125H154ZM229 124L231 125V123H229ZM209 125H211V124H209ZM221 125H215V126H213L214 129L212 131H214V133L216 134V131L224 132L227 129L225 131V133H227V131L229 129L228 128H225L223 130V129H221L222 128ZM165 126H167V127H165ZM220 126H221V128H220ZM229 127H231V126H229ZM36 128H37V126H36ZM148 128H149V126H148ZM232 128H234V127H232ZM239 128H241V125H240ZM142 131H145L146 134L148 133L149 136L148 137H145V133L142 136L141 135ZM151 135H152V133H151ZM195 138H196V140H195ZM194 141H196L195 143H197V142L199 143V144L197 143V145H200V144L203 145L204 144V148L205 149L208 148L207 149V152L202 151V147H201V150H200L199 147L201 145L199 147L197 146L198 148H196L195 144H193ZM32 144H33V142H32ZM38 144H40V142ZM27 145H28V143H27ZM62 145L64 146V144H62ZM18 146H16V147L19 148ZM36 147L37 146H35V148ZM33 148H34V146H33ZM73 148H76V151L75 152H73ZM55 149H58V148H55ZM216 149L217 150L219 149V150L217 151ZM240 149H242V148H240ZM47 150H49V149H47ZM42 151H45V150H42ZM211 151L214 152L213 153L214 155L211 153ZM200 152H202V153H200ZM238 152H240V151H238ZM32 153H33V150H32ZM223 153H224V151H223ZM28 154L29 153L27 152L26 155L28 156ZM7 155H9V154H7ZM186 159L189 160V161H185ZM222 160H219V161L221 162ZM136 163H138V164H136ZM2 164H3V162L1 163V166H2ZM151 164H152V162H151ZM134 165H138L139 166V169H138L137 172H135L134 178H133L132 177V174H131V170L133 169V166ZM35 168H37V167H35ZM221 168H223V170ZM219 169H221L222 171L219 170ZM15 171L16 170H14V172ZM187 172H188V174H186ZM17 173H13V175L16 174L15 175L16 178L15 177L14 178L11 177V180H12V178L13 179H16V183H14L13 186L10 185V184H7L4 187H2V186L0 187V200H4L6 202L7 199H13L15 205H13L11 207L14 208V209H19V212H17V210L16 211L14 210V211L17 212V213H19V215H20V217L17 219V220H19V227H18L17 231H15L16 234L10 239L11 241H9V247L8 248L6 247L7 249H5L4 254H3L4 258H3L2 261H0V264H70V262L68 260L69 257L67 256V254L65 256V251L66 250L65 251L63 250L67 246L64 247V244H62V243H59V244L56 243V240H55V237H54V233L52 232V230L54 228L53 226H55V224L57 222H59V225H60L61 228L63 227L62 229L65 228V225L66 224L72 223L70 220H68L69 219L68 217H67L68 219L66 218V216H67L66 214H64V213L61 214V212H62L61 209L59 210L61 212H57L56 211L57 208H58V206L61 207V204H60L61 203V200H64V199H61V196H59L58 194H57L58 197L57 196L55 197L54 196L55 193H54V195H53L54 197H53V196H50V193L47 196L43 192H41L39 189L41 187L42 188L43 187H46L45 189H47V187H49V186H47V184L49 182L46 181L47 182L46 186H44L45 184H41V182L40 183L37 182L35 184V182L33 180H31V179H34L35 174H37L36 172L31 171V170L27 172L28 175H29L28 177L30 178L28 180V182L27 181H24L23 182V179H21V178L18 179L17 178L18 177L17 176ZM20 173L21 172H19L18 174H20ZM110 179H112V180H110ZM234 179H236V182L235 183H234ZM63 180L64 179H61L60 182L63 181ZM257 180L258 179H256V181ZM64 181L62 182V184L64 183ZM254 181H255V179H254ZM81 183L84 184V186H81L83 189L79 186V185H81ZM232 183H234V184H232ZM252 183H253V180H252ZM97 184H99L98 187L96 186ZM100 185L102 186L101 188H100ZM180 186L181 185H179V187ZM186 186L188 187V185H186ZM245 186H247V185H245ZM84 187H86V189ZM233 187H232L233 194H237L234 189H237L238 183H237V187H235V188H233ZM52 188H53V186H52ZM98 188L99 189H102V190H100V192H99V191H97V190H99ZM182 188H181V190H182ZM225 188L226 187H224V189ZM255 188H257V186ZM54 189L55 188H53L52 191H54ZM67 189H68V187H67ZM84 189L86 190V192L83 193ZM232 189L230 188L229 190L232 191ZM181 190H179V192L177 190H175L176 192L173 190L171 192L170 196L172 197V195H173V197H175L177 199V198H186V195L187 194H190V193H185V189H184V191H181ZM48 191H50V190H48ZM62 191H63L62 196L63 195L65 196L67 193L64 194V192H66V191H64V188H63ZM102 191H104V194L103 195L101 193ZM118 191H124V192H126L128 194L127 195L126 194H123V196H120L121 192H119L120 193L119 194V193H117ZM231 191H228V193H231ZM57 192H60V191L57 190ZM204 192H205V190H204ZM228 193L226 194V192H225V197H227V196L233 197L234 196V195H232V193H231V195H229ZM249 195L251 196V194H249ZM66 196H68V194ZM187 196L189 198V195H187ZM196 196H195V198H197ZM243 196H245V195H243ZM257 196H259V195H257ZM71 197L68 198V200L71 199L73 201V203H75L74 201L77 200V199L73 200ZM247 197H249V196L247 195ZM59 199H61L60 202H59ZM237 199H239V198H237ZM253 199H254V195H253ZM56 200H58L57 201L58 203L56 202ZM68 200H66V201H68ZM154 200L157 202L156 207L152 204L154 202ZM253 201H255V199ZM139 202H142V203L143 202L144 203L147 202L146 205H148V203H149L150 205L152 204L153 206L151 205L152 206L151 209L148 207L145 210V208H142L141 206H139ZM193 202L196 203L195 199L193 200ZM193 202H191V203H193ZM231 202L232 201H229V203H231ZM255 202H253V203H255ZM56 203L58 204V205H56L57 207L55 206ZM64 203H66V202H63L62 201V204H64ZM191 203H189V204H191ZM70 204H72L71 201H70ZM77 204H74V205H76V207H77L78 206ZM244 204H245V202H244ZM244 204H242V206ZM10 205H9V207H10ZM159 205L161 207H159ZM187 205L188 204H185L186 207H187ZM199 205L202 206V204H199ZM4 206H5V204H4ZM169 206L172 207L170 204H169ZM227 206H228V204H227ZM230 206H232V205L230 204ZM81 207L82 206L80 205V208H78V210L81 212V214H82V212L84 214H86ZM172 208H174V207H172ZM184 208H182V209H184ZM189 208H190V206H189ZM189 208H188V211H189ZM194 208H197V207H194ZM230 208H233V207H229V209ZM148 209H150V211H147ZM182 209L180 208V210H182ZM250 209H252L251 206H250ZM196 210L198 211L200 209L197 208L193 212L195 213ZM165 211H168V210H165ZM80 212H79V215H80ZM180 212L181 211H178V213H180ZM190 212H192V211H190ZM190 212L187 215L188 218H189V215H191ZM213 212H212V210H210V213L209 214L212 213L211 217L214 216L213 215ZM157 213H159V215L156 217V214ZM176 213H177V211H176ZM194 213L192 215H194ZM197 213H198V215H197V217H198L200 215V213L199 212H197ZM197 213H195V215ZM172 214L177 216V214H175L174 211L172 212ZM231 214H233V213H231ZM56 215H58V216H56ZM192 215H191V218H197V217H195V215H194V217ZM203 215H201V217ZM225 215H226V213H225ZM242 215H243V213L241 214V216ZM254 215H256V214H254ZM81 216L82 215H80V218H81ZM149 216H151L153 218H149ZM215 216H217V215H215ZM237 216H238V214H237ZM239 216H240V212H239ZM58 217H60V218H58ZM187 217L185 218V216H184L185 219H188ZM224 217L226 218V216H224ZM242 217H244V215ZM82 218H84V215L82 216ZM208 218H210V217H208ZM218 218L221 219L223 217H221V218L218 217ZM235 218H237V217H235ZM88 219H87V221H88ZM256 219H258V218H256ZM66 220H68L69 222L67 221V223H66ZM92 220H94V222ZM115 220H116V222H115ZM198 220L200 222V219H198ZM206 220H207V217H206ZM81 221L83 222V221H85V219L84 220L82 219ZM194 221H196V223H197V220H194ZM210 221H212V220H210ZM217 221H219V220H217ZM204 222H201V223H204ZM225 222H226V220L224 221V223ZM193 223L194 222H192V225H193ZM201 223H199V224H201ZM217 223H221V222H217ZM120 224H119V226H120ZM128 224L131 225L130 222L129 223L128 222L124 223L125 226H127ZM160 224H162V223H160ZM263 224L261 225L262 227H263ZM76 225H77V223H76ZM76 225H75V227H77ZM124 225H122V226L124 227ZM132 225L130 226L131 228L129 227L130 229H132V227H133ZM149 225H148V227L146 226L147 227L146 228L147 230L149 228L152 229L151 226H149ZM207 225L208 226H205V223H204V227L203 226H200V227H202V229L204 228L206 230L207 228H209L211 226V225L209 226V224H207ZM231 225H233V224L231 223ZM68 226H70V225H68ZM68 226H66V227H68ZM71 226H72V224H71ZM187 226H188V223H187ZM51 227H52V230H51ZM81 227L82 226L80 225V228L79 227L78 228L81 229ZM221 227L224 228L223 225H221ZM221 227H219V228H221ZM215 228H212V229L210 228L208 230H211L212 232L215 231L213 234H215V233L217 234L218 233V235L220 233L224 232L223 230H225V229H222L221 228L222 229V231H221V230H219V228L217 230ZM237 228H240V226L237 227ZM142 229H144V228H142ZM232 229H233V226H232ZM114 230H116V229H114ZM153 230L154 229L151 230L152 233H153L152 235H155L154 234L155 232H153ZM166 230H167V228H166ZM203 230H200L201 232H199V234L200 233L202 234L203 233L202 232ZM218 230L221 231V232L219 233ZM237 230H239V229H237ZM66 231H67V229H66ZM101 231L103 232L102 229H101ZM118 231L119 230L117 229V232ZM125 231H126V229H125ZM155 231H156V229H155ZM211 231H209V232H211ZM227 231H228V229L226 230V232ZM246 231H247V229H246ZM192 232H194V231H192ZM234 232H237V233L240 234L241 230L240 231H234ZM81 233L82 232H80V233L78 232L77 233L78 234V237L81 235ZM104 233H102V235ZM110 233H115V232L114 231H111ZM119 233H117V234H119ZM160 233H162V231ZM232 233H233V230H232ZM251 233H252V230H251ZM253 233H254V231H253ZM59 234H61V233H59ZM105 234H106V237H104V238H108L109 239V236L111 237L110 234H107V233H105ZM159 234H157L156 236L159 237V238H161L162 239V242H163L164 239L161 236H158ZM186 234H188V233H186ZM250 234H248L247 237H249V236L251 237ZM119 235H122V234H119ZM149 235H148V237H149ZM161 235H163V234H161ZM195 235H197V234H195ZM205 235H207V234H204L203 237H206ZM145 236H147V234ZM227 236L228 237L230 236V238H232V242L233 243L236 242L237 240L240 243V245L238 243H234L233 246L236 247L235 244H237L238 246L236 248L241 249V250L243 249V247H242L243 246V243L240 242L239 239L235 238V234L234 235L232 234V236H231V233L229 231V233H228V235H226V238L225 239H228ZM240 236H242V235L240 234ZM58 237H60V236H58ZM66 237H68V236H66ZM95 237H94V239H95ZM119 237H121V236H119ZM150 237H151V235H150ZM152 237L154 238V236H152ZM213 237H211V236L208 237L207 236L206 238H213ZM255 237L253 235V237H251L252 240ZM96 238L98 239V237H96ZM112 238L109 240V242H111ZM80 239H82V237ZM114 239L112 241H115ZM131 239H132V241H133V239L135 241L137 240L135 238H131ZM148 239L146 237L145 238V241L146 240L148 241ZM167 239H169V238H167ZM191 239L192 238H190V240ZM215 239H217V238L214 237V241L213 242L211 241L212 244L214 242H216ZM220 239H222V238H220ZM225 239H223V242L225 243L224 246L226 247L227 240L225 242L224 241ZM258 239L259 238H257V240ZM203 240H204V238H203ZM249 240H251V239H249ZM249 240L247 239V242H249ZM252 240H251V242L249 244L252 245V243L254 242L253 243L254 245H252V246L250 245V246L251 247L255 246V249H256L257 243H255V241H252ZM64 241H65V239H64ZM80 241L77 240V242H79V245H81L80 244L81 243ZM99 241H101V239ZM106 241H108V240H106ZM207 241H208V239H207ZM162 242H161V245L163 243H166V245L169 246L167 242H163V243ZM138 243H139V241H137V245H138ZM142 243H144V242H142ZM245 243H246V240H245ZM245 243H244L245 250L247 252L250 250L249 253L250 254H253L252 252L255 251L254 248H253V251H252V248L251 247H250L251 249L248 250L249 244L246 243L247 244L246 245ZM219 244H221V243H219ZM230 244H232V243H230ZM76 245L78 247H80L78 244H76ZM119 245H118V247L116 249H119V247L122 248V246H121L122 244L120 243ZM146 245L147 244L145 243V246ZM161 245L158 244V247L157 248L160 249L162 247V248H165V249L167 248L168 249V247H166L164 244H163V246H161ZM175 245H176V243H175ZM203 245H206L205 248L208 246L207 243L206 244H203ZM214 245H217V244L216 243L213 244L212 247H208V249L209 248L212 249L214 247ZM123 246L127 247L126 245H123ZM230 246H232V245H230ZM246 246H248V247H246ZM62 247H64V248H62ZM82 247L83 246L81 245V248ZM138 247H139V245H138ZM171 247H173V246H171ZM218 247L219 246H217V248ZM128 248H129V246L126 249H128ZM221 248L223 249V247H220V249ZM170 249L172 250V248H169V250ZM175 249H176L175 250L176 251L175 253H172V252H174V250H172V251L170 250L171 252L168 250L169 251L168 253L176 254V253H179L180 252L179 250H178L179 252L177 251V245H176ZM214 249H215V247H214ZM238 249L236 250L237 252H238ZM119 250H121V249H119ZM224 250H225V248H224ZM241 250L238 252L239 255H242V251ZM76 251H79V250H76ZM161 251H160L161 254H166L167 253V252L166 253H162ZM243 251H244V249H243ZM246 251H245V253H246ZM127 252L126 253L124 252V253L127 254ZM202 252H204V251H202ZM207 252H208V250L205 253H207ZM219 253L220 252H218V255H220ZM249 253H246V254H249ZM257 253H258V250H257ZM257 253L256 254H253L252 257H254L255 255H257ZM120 254H119V256H120ZM211 254H213V253H211ZM228 254H229V252H228ZM155 255H157V254L155 253ZM179 255L180 254H178V259H179ZM184 255H186V253ZM184 255H182V256H184ZM213 255H212V257H213ZM243 255H244V252H243ZM69 256H71V255L69 254ZM117 256H118V253H117L116 257ZM126 256L130 257L128 254ZM160 256H163V255H160ZM245 256H244V258H245ZM76 257H77V255H76ZM231 257H233V256H231ZM246 257H248V255ZM252 257L250 255V258H252ZM157 258H158V255H157ZM227 258L228 257H226L224 259L228 260L230 258V256H229L228 259ZM83 259H84V257H83ZM100 259H102V258L100 257ZM119 259H121V258H119ZM189 259H190V257H189ZM198 259H199V257H198ZM209 259H210V257H209ZM235 259H236V261H233V260L232 261L237 263L238 262L237 259H239V257L237 256ZM242 259H241V261H242ZM246 259L247 258L244 259L245 260L244 264L247 262ZM87 260H89V259H87ZM175 260H176V258H175ZM187 260H188V258H187ZM204 260H205V258H204ZM158 261L161 262V260H157V259H156V262H154V261L153 262H154V264H157V263H159ZM168 261L169 260H167V262ZM170 261H172L171 258H170ZM191 261H193V260L188 261V263H192ZM198 261L199 262H203V261H201V258ZM198 261L195 262V263H198ZM228 261L230 262V264L233 263V262L231 263V260L230 259ZM74 262H77V261L75 260ZM106 262L109 263L110 261H107L106 260L105 263ZM149 262H151V261H148V262L146 261L145 263L148 264ZM162 262H164V261H162ZM80 263L81 262L78 261L76 264H80ZM101 263H104V262L102 261L99 264H101ZM173 263H174V260H173ZM173 263L171 262L170 264H173ZM238 263H240V262H238ZM82 264H84V263H82ZM91 264H95V263L92 262ZM110 264H112V262ZM136 264H138V263H136ZM159 264H162V263H159ZM165 264H166V260H165ZM219 264H221V263L219 262ZM233 264H235V263H233ZM247 264H249V263H247Z\"/></svg>",
  "mask_w": 264,
  "mask_h": 264
},
{
  "label": "crops",
  "instance_id": "obj_3",
  "mask_svg": "<svg viewBox=\"0 0 264 264\" xmlns=\"http://www.w3.org/2000/svg\"><path fill=\"white\" fill-rule=\"evenodd\" d=\"M196 77H198V76H196ZM191 78V77H190ZM181 78H180V81L179 82H181ZM178 81V80H177ZM178 82V83H179ZM192 83V81H188V83H187V81H186V84H185V86L187 87H189L190 86V84ZM192 86H194V85H192ZM187 87V88H188ZM170 89H172V86H170V85H168L167 84V90H170ZM190 94V93H189ZM191 95V94H190ZM193 100H189V107H192L193 106ZM2 109H5V105L3 104L2 105V103H0V110H2ZM199 120H197V122H198ZM172 122V123H171ZM200 122H198V124H199ZM173 124H175V122L173 121V120H170V123L168 124L169 126H171V125H173ZM72 158H73V160H72ZM82 158V157H81ZM81 158H77L76 159V156L74 157V156H70V160H69V162H68V165L65 167V168H68L72 173H76V172H78V166H79V164L82 162L81 160ZM81 159V160H80ZM77 160V161H76ZM11 161V159H8L7 160V167L8 166H11V167H13L14 166V164L12 163V162H10ZM81 161V162H80ZM16 162H17V160H16ZM77 164V165H76ZM82 166V165H81ZM81 168V167H80ZM66 170V169H65ZM4 178V177H3ZM3 178H0V180H1V182L4 180ZM72 179V178H71ZM70 179V180H71ZM7 180V179H6ZM71 181H73V179L71 180ZM66 184L68 185V181H66L65 182V186H66ZM65 186H64V191H66V192H64V194L65 193H67L68 194V196H64L63 198H61V199H66V200H68V198H70L71 197V195H70V197H69V192H71L70 190H72L71 188H70V186H67L68 187V189H67V187L65 188ZM80 187L81 186H84V184L83 183H81V185H79ZM86 186V185H85ZM82 188V187H81ZM85 189H86V187H84ZM67 189V190H66ZM74 190H73V195H74V191L76 192V197H74L75 199H77V200H75V199H73L72 197V199L73 200H75L74 202L75 203H73V201L71 200V199H69L68 201H64V200H61V199H59V202H60V200H61V206H63L64 208L63 209H61V211H59V210H56L57 212H61V214H66L67 216H66V218L68 219V220H70L72 223H68V224H66L67 223V221L68 220H66V225H65V228L64 229H62L61 227H60V225H59V222H57L56 224H55V226H53L54 228H53V230H52V227H51V230H52V232L54 233V237H55V240H56V243H62V244H64V247H66V248H64V247H62V248H64L63 250L65 251V256H66V254H67V256L69 257L68 258V260H69V262H70V264H76L78 261L79 262H81L80 264H82V263H84V264H86V262H87V231H88V221H87V219H86V216H88L87 215V206H86V202H84V200H86V197H85V194L86 193H84V192H86V190L84 189V191H83V193L84 194H81V189L80 190H78V188L77 187H75V188H73ZM83 189V188H82ZM11 201V202H10ZM58 200H56V202H57ZM62 201L63 202H66V203H64V204H62ZM70 201L72 202V204H70ZM77 201V202H76ZM8 202V203H7ZM80 204H79V203ZM14 203V200L13 199H7L6 200V202L4 201V200H2L1 201V203H0V210H1V214H0V261H2L3 260V258H4V256H2L3 254H4V251H5V249H7L8 247H9V241H11L10 239L16 234L15 233V231H17V229H18V227H19V220H17L19 217H20V215H19V213H17V212H19V209H14V208H12L11 206H13V205H15V203ZM58 203V202H57ZM55 204V206L56 205H58V204ZM78 203V204H77ZM4 204H5V206H4ZM11 204V205H10ZM74 204H77L78 206L76 207V205H74ZM9 205H10V207H9ZM80 205L82 206L81 208L83 209V211L86 213V214H84L83 212H82V214H81V212L78 210V208H80ZM7 207V208H6ZM4 209V210H3ZM13 209V210H12ZM81 209V210H82ZM85 209V210H84ZM9 210V211H8ZM17 210V212H15V211ZM78 210V211H77ZM79 212H80V215H84V218H82V216H81V218L84 220L85 219V221H81L82 219L80 218V215H79ZM9 213V214H8ZM8 214V215H7ZM17 214V215H16ZM60 215V214H59ZM18 216V217H17ZM56 216H58V215H56ZM65 216V215H64ZM7 217V218H6ZM12 217V218H11ZM17 217V218H16ZM11 218V219H10ZM58 218H60V217H58ZM10 219V220H9ZM64 219V218H63ZM65 220V219H64ZM69 222V221H68ZM76 223H77V225H76ZM79 223V224H78ZM71 224H72V226H71ZM86 224V225H85ZM15 225V226H14ZM68 225H70V226H68ZM75 225L77 226V227H75ZM79 225V226H78ZM80 225L82 226L81 227V229H79L80 228ZM66 226H68V227H66ZM14 227V228H13ZM79 227V228H78ZM69 228V229H68ZM58 229V230H57ZM66 229H67V231H66ZM80 230V231H79ZM59 231V232H58ZM63 232V233H62ZM66 232V233H65ZM80 233V232H82L81 233V237H82V239H80L81 237L79 236L78 237V234L77 233ZM59 233H61V234H59ZM63 234V235H62ZM62 235V236H61ZM58 236H60V237H58ZM64 236V237H63ZM66 236H68V237H66ZM62 237V238H61ZM60 238V239H59ZM65 239V241H64V239ZM64 242H63V241ZM77 240H81L80 242V244L83 246L82 248H81V245H79V242H77ZM62 241V242H61ZM69 241V242H68ZM66 243V244H65ZM69 244V245H68ZM76 244H78L80 247H78ZM7 247V248H6ZM76 247V248H75ZM78 248V249H77ZM2 249V250H1ZM76 250H79V251H76ZM83 250V251H82ZM69 254L71 255V256H69ZM76 255H77V257H76ZM83 257H84V259H83ZM67 258V257H66ZM77 261V262H74V261ZM83 260V261H82Z\"/></svg>",
  "mask_w": 264,
  "mask_h": 264
}]
</instances>
